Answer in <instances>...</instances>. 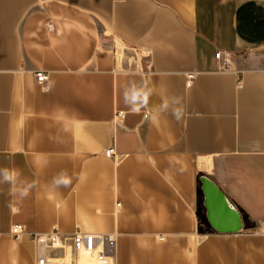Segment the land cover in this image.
Returning <instances> with one entry per match:
<instances>
[{
  "label": "crops",
  "instance_id": "0c3cea01",
  "mask_svg": "<svg viewBox=\"0 0 264 264\" xmlns=\"http://www.w3.org/2000/svg\"><path fill=\"white\" fill-rule=\"evenodd\" d=\"M3 168L0 264L52 228L114 234L112 264H264V0H0ZM202 175L239 232L208 225Z\"/></svg>",
  "mask_w": 264,
  "mask_h": 264
},
{
  "label": "built area",
  "instance_id": "2783aa9c",
  "mask_svg": "<svg viewBox=\"0 0 264 264\" xmlns=\"http://www.w3.org/2000/svg\"><path fill=\"white\" fill-rule=\"evenodd\" d=\"M117 60L119 55L116 51ZM142 55L148 56V51H139ZM217 59H222V53H215ZM229 60L223 58L221 68H227ZM147 67H150L148 64ZM136 71H140V67H135ZM37 83L44 84L47 80V73L37 70L34 73ZM193 74L188 75L190 80ZM124 112H116L114 119H122ZM104 156L110 159H116L113 146L107 147ZM258 234L264 236V222L258 228ZM11 236L18 239L25 230L22 226L14 224L10 227ZM28 236L34 243L35 262L34 264H112L115 235L110 233H91L76 229L71 234H63L57 228H52L44 233H28Z\"/></svg>",
  "mask_w": 264,
  "mask_h": 264
},
{
  "label": "water",
  "instance_id": "95a60500",
  "mask_svg": "<svg viewBox=\"0 0 264 264\" xmlns=\"http://www.w3.org/2000/svg\"><path fill=\"white\" fill-rule=\"evenodd\" d=\"M204 217L216 233H237L242 229L240 213L218 186L207 176H200Z\"/></svg>",
  "mask_w": 264,
  "mask_h": 264
},
{
  "label": "clouds",
  "instance_id": "9594fccd",
  "mask_svg": "<svg viewBox=\"0 0 264 264\" xmlns=\"http://www.w3.org/2000/svg\"><path fill=\"white\" fill-rule=\"evenodd\" d=\"M18 176H19V173L15 169H8V168L0 169V182H6V183L11 184L12 185L11 191L13 194L17 192L16 182H17ZM63 182L67 184L70 181L65 178ZM19 195L20 196L27 195V189L20 190Z\"/></svg>",
  "mask_w": 264,
  "mask_h": 264
}]
</instances>
